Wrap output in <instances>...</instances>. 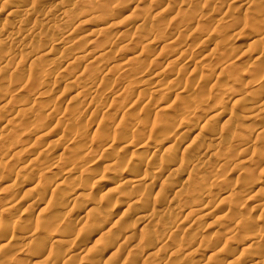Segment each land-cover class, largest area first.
I'll use <instances>...</instances> for the list:
<instances>
[{
  "label": "rangeland",
  "instance_id": "obj_1",
  "mask_svg": "<svg viewBox=\"0 0 264 264\" xmlns=\"http://www.w3.org/2000/svg\"><path fill=\"white\" fill-rule=\"evenodd\" d=\"M12 2L16 8H0L1 28L11 35L5 43L0 42V145L5 140L3 147L0 146V247L7 245L0 250V264H65L61 261L70 251L77 254L66 257L67 264H103L105 260H109V264H210L211 260L216 261L211 264H249L252 255L263 256L264 194H256V190L264 184V114L258 120L250 116L257 118L264 113V91L252 96L257 102L247 103L246 98L249 100L248 91L255 85L264 87V35L261 36L264 34V0ZM24 8L31 12L23 14ZM216 18L221 20L208 42L194 41L195 33L208 29L211 20ZM172 39L176 46L168 49L166 42ZM65 45L76 47H71L73 52L63 61L58 53ZM210 48L218 50L210 55L216 58L203 59ZM47 50L52 51L50 55L34 61L37 53ZM259 52L263 60L255 62ZM99 53L103 54L98 56L101 61L95 57ZM81 56H92L95 60L89 66L82 64ZM169 56H177L175 63L167 64ZM31 62L36 63L35 66ZM171 77L175 82L172 88L176 86L180 93L177 88L161 87L154 91L152 84L148 86L154 80L165 84ZM231 84L241 90L229 94L227 88ZM65 85L69 87L68 93L63 102L57 104L53 100ZM173 91H177L178 96ZM184 100L193 104L185 109L198 107L189 122L192 114L181 113ZM53 103L57 106L54 111L51 110ZM72 106L83 110L76 111ZM159 117L162 119L158 120ZM179 119L190 125L187 137L179 138L173 134L171 125L165 126V122L177 123ZM82 135L87 138L82 139ZM167 136L171 140L165 138ZM113 137L116 141L108 145L106 141ZM257 138L262 143L254 146ZM213 139L222 142L213 146ZM169 141L177 144L172 152L174 166L170 164L166 168L169 172L157 177L151 167L158 168L159 162L167 159L159 152L162 153ZM152 146H160V150L148 159L145 173L157 177L162 193H156L160 186L148 187V180L133 182L144 171L134 169L136 158L144 151L149 152ZM206 146L212 148L208 151ZM32 156L37 159L29 163ZM116 159L126 164L112 165ZM129 163L133 165L130 167ZM52 167L56 169L51 170ZM115 181L124 183L118 187L122 191L118 188L108 191L113 189L111 182ZM132 185L138 186L135 192L130 189ZM37 191L41 193L39 196ZM42 192L46 195L39 201ZM131 192L138 193L136 203L129 208L131 212H124L123 207L114 210L113 204L124 201ZM227 195L232 199L226 198ZM63 196L65 199L60 203ZM11 200L15 203L8 207L6 202ZM87 206L90 209L81 221H84L83 229L78 231L81 222L76 216L83 214ZM135 210L149 214L151 222L135 219ZM106 213L112 216V225L100 236L94 230V223ZM224 215L228 216L229 223L221 219ZM242 221L246 227L240 231L241 223H237ZM164 226L172 234L164 235L161 230ZM130 233L132 241L115 246L114 239ZM255 236L257 244L245 249ZM52 238L60 243H52ZM7 247L10 249H5Z\"/></svg>",
  "mask_w": 264,
  "mask_h": 264
},
{
  "label": "bare ground",
  "instance_id": "obj_2",
  "mask_svg": "<svg viewBox=\"0 0 264 264\" xmlns=\"http://www.w3.org/2000/svg\"><path fill=\"white\" fill-rule=\"evenodd\" d=\"M13 1H14V0H13ZM88 1H89V0H88ZM41 2H42V1H41ZM102 2H103V1H102ZM16 3H17V2H16ZM59 3H60V2H59ZM97 3H98V2H97ZM99 3H100V2H99ZM219 3H220V2H219ZM37 4H38V3H37ZM37 4H36V6H37ZM85 4H86V3H85ZM258 4H259V3H258ZM34 5H35V4H34ZM73 5H74V4H73ZM247 5H248V4H247ZM260 5H261V4H260ZM13 6H14V3L12 2V0H3V1L0 3V8H2V9L11 8V7H13ZM14 7H15V6H14ZM17 7H18V6H17ZM26 7H27V6H26ZM34 7H35V6H34ZM246 7H247V6H246ZM250 7H251V6H250ZM15 8H16V7H15ZM15 8H14V10H15ZM95 8H96V7H95ZM105 8H106V7H105ZM28 9H29V8H28ZM28 9H27V8H24L21 12H22L23 14H25V13L27 14V12L30 13L31 11H28ZM9 10H10V9H9ZM10 11H12V10H10ZM10 11H8V12H9L8 14H10ZM109 11H110V10H109ZM253 11H254V10H253ZM14 12H16V11H14ZM14 12H13V13H14ZM104 12H105V11H104ZM229 12H230V11H229ZM66 14H67V13H66ZM100 14H101V13H100ZM252 14H253V13H252ZM45 15H46V14H45ZM63 15H64V14H63ZM128 16H129V15H128ZM224 16H225V15H224ZM59 17H62V16H59ZM64 17H66V15H65ZM64 17H63V18H64ZM226 17H227V15H226ZM63 18H62V19H63ZM99 18H100V17H99ZM67 19H68V18H67ZM70 19H71V17H70ZM133 19H134V18H133ZM225 19H227V18H225ZM220 20H221V19H220ZM220 20H219V21H220ZM21 21H22V20H21ZM21 21H20V22H21ZM219 21H218L217 18L211 20V26H210L208 29H205V31H202V32L199 31V33L196 32V33H195L196 35H195V37L193 38V40L195 41V40L198 39L201 43H204V42L207 43V42H208V39L210 38V36L212 35V33H213L215 30L217 31V27H218V25H219ZM63 22H64V20H63ZM134 22H135V21H134ZM24 23H25V22H24ZM128 23H129V22H128ZM6 24H7V23H6ZM34 24H35V23H34ZM138 24H139V23H138ZM19 25H21V23H19ZM19 25H18L17 27H19ZM35 25H36V24H35ZM57 25H58V24H57ZM57 25L55 24V26H57ZM129 26H130V25H129ZM140 26H141V25H140ZM124 27H125V26H124ZM0 28H1V25H0ZM21 28H22V26H21ZM53 28L55 29V28H58V27H53ZM134 28H135V27H134ZM18 29H19V28H18ZM196 29H197V28H196ZM57 30H60V29L58 28ZM57 30H55V31H57ZM61 30H63V28H62ZM100 30H101V29H100ZM135 30H136V29H135ZM199 30H200V29H199ZM8 31H9V30H8ZM8 31H6V32H8ZM47 31H48V29H47ZM55 31H54V33H55ZM138 31H139V30H138ZM197 31H198V30H197ZM257 31H258V30H257ZM51 32H52V31H51ZM51 32H50V33H51ZM58 32H59V31H58ZM58 32H57V33H58ZM101 32H102V31H101ZM193 32H194V31H193ZM193 32H192V33H193ZM242 32H243V31H242ZM28 33H29V32H28ZM47 33H48V32H47ZM50 33H49V34H50ZM57 33H56V34H57ZM192 33H191V34H192ZM214 33H216V32H214ZM258 33H259V32H258ZM15 34H16V33H15ZM41 34H42V33H41ZM49 34H48V35H49ZM59 34H60V33H59ZM25 35H26V34H25ZM43 35H44V34H43ZM50 35H51V34H50ZM50 35H49V36H50ZM155 35H156V34H155ZM263 35H264V34H262L261 36H263ZM35 36H36V35H34L33 37H35ZM53 36H54V35L52 34V37H53ZM59 36H60V35H59ZM221 36H222V35H221ZM9 37H11V35H9V34H5L4 29L1 28V29H0V39H1V38H2V39H1L0 42H2V43L4 42V43H5L6 39H8ZM44 37H45V36H44ZM46 37H47V36H46ZM52 37H51V38H52ZM55 37H56V36H54V40L56 39ZM191 37H192V36H191ZM263 37H264V36H263ZM260 38H262V37H260ZM21 39H23V38H21ZM33 39L35 40V38H33ZM36 39H37V38H36ZM52 39H53V38H52ZM57 40L59 41V39H57ZM57 40H56V42H57ZM62 40H63V39H62ZM138 40H139V39H138ZM174 40H176V38H175ZM174 40L172 39V42H171V40H170L169 42H166V43H167V44H166V47H167L168 49H169V47H173V46H174V44L176 43V42L173 43ZM257 40H258V39H257ZM259 40H260V39H259ZM259 40H258V41H259ZM21 41H23V40H21ZM224 41H225V40H224ZM36 42H37V41H36ZM76 42H77V41H76ZM200 42H198V43H200ZM252 42H253V41H252ZM2 43H1V44H2ZM225 43H226V42H225ZM53 44H55V43H53ZM74 44H77V43H74ZM78 44H79V43H78ZM191 44H194V43H191ZM218 44H219V43H218ZM218 44H217V45H218ZM258 44H259V43H258ZM68 45H69V44H68ZM68 45H65V46L67 47ZM71 45H73V43H72ZM71 45H70V46H71ZM79 45H80V44H79ZM204 45H205V44H204ZM214 45H215V44H214ZM103 46H104V45H103ZM107 46H108V45H107ZM175 46H176V44H175ZM66 47L63 46V49H62V50H61V48H60L61 51H60V54L58 53V55H60L61 57H58V58H60V59L62 58V60H63L65 57L68 56L67 54H70L69 52L72 51V50H71V47H72V46H71L70 48H69V47L66 48ZM75 47H76V46H75ZM75 47H74V48H75ZM84 47H85V46H84ZM92 47H93V46H92ZM101 47H102V46H101ZM163 47H164V46H163ZM203 47H204V46H203ZM250 47H251V46H250ZM257 47H258V46H257ZM52 48H53V47H52ZM74 48L72 47V49H74ZM106 48H108V47H106ZM164 48H165V47H164ZM186 48H187V47H186ZM193 48H194V47H193ZM216 48H217V47H216ZM237 48H238V47H237ZM244 48H245V47H244ZM252 48H253V47H252ZM76 49H77V48H76ZM83 49H84V48H83ZM51 50H52V49H51ZM51 50H49V51L47 50L46 52L44 51L45 53L42 52L41 54H39L40 52L37 53V54L33 57V58H34V61H36V60H40L42 56L44 57V56H48V55H50V52H52ZM81 50H82V49H81ZM101 50H102V49H101ZM75 51H76V50H75ZM106 51H107V50H106ZM126 51H128V50H126ZM140 51H141V50H140ZM260 51H263V50H260ZM72 52H73V51H72ZM72 52H71V53H72ZM98 52H99V51H98ZM102 52H103V51H102ZM108 52H109V51H108ZM160 52H161V51H160ZM185 52H186V51H185ZM202 52H203V51H202ZM207 52H208V51H207ZM181 53H182V52H181ZM216 53H218V50H217V49H215V48H210V49H209V52L205 55L204 58H203V57H202V58H203V59H205L206 57H207V58H211V59H213L214 57L216 58V56H214V57H213V56H212V57L210 56V55H212V54H216ZM23 54H24V53H23ZM28 54H30V53L28 52ZM85 54H86V53H84V56H85ZM87 54H88V53H87ZM174 54H175V53H174ZM2 55H3V54H2ZM31 55H32V54H31ZM70 55H71V54H70ZM82 55H83V54H82ZM89 55H90V54H89ZM102 55H103V54H102ZM102 55H100V53H99V55L97 54V56H95V57H97V58L99 59L100 57H98V56H102ZM140 55H141V54H140ZM201 55H202V54H201ZM219 55H221V54L219 53ZM262 55H263L262 52H259L258 55H257V59L255 60V62L261 60V59H262ZM75 56H76V55H75ZM77 56H78V55H77ZM84 56H81V57H83V60H82L83 63H82V64H87V65H89L90 63L94 62V60H95L94 58H91L92 56H90V58H85L87 55H86L85 57H84ZM104 56H105V55H104ZM154 56H155V55H154ZM217 56H218V55H217ZM241 56H242V55H241ZM29 57H30V56H29ZM43 57H42V58H43ZM68 57H69V56H68ZM169 57H170V56H169ZM27 58H28V57H27ZM33 58H32V59H33ZM39 58H40V59H39ZM58 58H57V59H58ZM97 58H96V62H97ZM102 58H103V57H102ZM104 58H105V57H104ZM176 58H177V56H175V57H174V56L170 57V58L168 59L167 64H172V62L175 63ZM65 59H67V58H65ZM65 59H64V60H65ZM253 59H254V58H253ZM41 60H42V59H41ZM64 60H63V61H64ZM75 60H76V59H75ZM262 60H263V59H262ZM30 61H31V60H30ZM32 61H33V60H32ZM57 61H58V60H57ZM100 61H101V58H100ZM121 61H122V60H121ZM178 61H179V60H178ZM178 61H177V63H178ZM80 62H81V61H80ZM96 62H95V64H96ZM204 62H205V60H204ZM212 62H213V61H212ZM33 63H34V62H33ZM33 63L31 62V64H33ZM46 63H47V62H46ZM66 63H67V62H66ZM97 63H98V62H97ZM125 63H126V62H125ZM35 64H36V63H34V66H35ZM41 64H42V63H41ZM79 64H80V63H79ZM95 64H94V65H95ZM11 65H12V64H11ZM152 65H153V64H152ZM186 65H187V64H186ZM186 65H185V66H186ZM250 65H251V64H250ZM256 65H257V64H256ZM256 65H255V66H256ZM28 66H29V65H28ZM36 66H37V65H36ZM89 66H91V65H89ZM92 66H93V64H92ZM126 66H127V63H126ZM168 66H170V65H168ZM166 67H167V65H166ZM256 67H257V66H256ZM258 67H259V66H258ZM181 69H182V68H181ZM181 69L179 70V71H180V74H181ZM185 69H186V67H185ZM253 69H254V68H253ZM260 69H261V68H260ZM166 70H167V69H166ZM182 70H183V69H182ZM76 71H77V70H76ZM130 71H131V69H130ZM260 71H261V70H260ZM263 71H264V70H263ZM163 72H164V71H163ZM183 72H184V71H183ZM67 73H68V72H67ZM77 73H78V72H77ZM79 73H80V72H79ZM123 73H124V72H123ZM161 73H162V72H161ZM87 74H88V73H87ZM164 74H165V72H164ZM28 75H29V74H28ZM77 75H78V74H77ZM211 75H212V74H211ZM258 75H261V74H257V76H258ZM68 76H69V75H68ZM70 76H71V75H70ZM79 76H80V75H79ZM113 76H114V75H113ZM263 77H264V76H263ZM68 78H69V77H68ZM76 78H78V77H76ZM76 78H75V79H76ZM258 78H259V77H258ZM260 78H261V77H260ZM260 78H259V79H260ZM32 79H33V78H32ZM72 79H74V78H72ZM153 79H155V78H153ZM153 79H150V81L153 80ZM156 79H157V78H156ZM165 79H166V78H165ZM208 79H209V78H208ZM35 80H36V78H35ZM37 80H38V79H37ZM107 80H108V79H107ZM23 82H24V81H23ZM102 82H103V81H102ZM115 82H116V81H115ZM173 82H174V78L171 77L170 79L167 80V83L165 82V84H160V81L158 82V80H154V81H153L154 85H153V83L150 82V83H148V86H149V84H152L151 86L154 87V89H155L154 91H159L158 89H161V87H163L164 89H167V90H168L169 88H170L171 90H173L174 88H177L176 86L172 88V86H173L172 84L175 83V82H174V83H173ZM198 82H199V81H198ZM200 82H201V81H200ZM214 82H215V80H214ZM25 83H26V82H25ZM32 83H33V82H32ZM35 83H37V82H35ZM71 83H72V82H71ZM201 83H202V82H201ZM221 83H222V82H221ZM233 83H234V82H233ZM243 83H244V82H243ZM170 84H171V86H170ZM214 84H215V83H214ZM218 84H219V83H218ZM14 85H15V84H14ZM107 85H108V84H107ZM113 85H114V84H113ZM198 85H199V83H198ZM200 85H202V84H200ZM200 85H199V86H200ZM98 86H99V85H98ZM124 86H125V85H124ZM202 86H203V85H202ZM211 86H212V85H211ZM215 86H216V84H215ZM222 86H223V85H222ZM243 86H244V84H243ZM0 87H1V86H0ZM185 87H186V86H185ZM185 87H184V88H185ZM220 87H221V86H220ZM68 88H69V87L66 86V85L63 86L62 88H60V90L57 92V95L55 96V98H54L53 101H55V103H57V104H58V103L60 104L61 102H63V100H64V96L67 95V93H68ZM89 88H90V87H89ZM95 88H96V87H95ZM212 88H213V87H212ZM214 88H215V87H214ZM226 88H227V86H226ZM226 88H225V91H226ZM5 89H6V88H5ZM103 89H104V88H103ZM150 89H151V88H150ZM200 89H202V88H200ZM227 89L229 90V92L227 91L229 94H230L231 92H232V93H236V92H238V91L241 90L236 84H231V85H229ZM242 89H243V88H242ZM147 90H148V89H147ZM152 90H153V89H152ZM167 90H166V91H167ZM174 90H175V89H174ZM183 90H184V89H183ZM210 90H212V89L209 88V91H210ZM213 90H214V89H213ZM223 90H224V89H223ZM162 91H163V90H162ZM177 91H178V88H177ZM177 91H176V92L173 91V92H174L175 94L178 93V92H179V93L181 92V91H178V92H177ZM187 91H188V90H187ZM201 91H202V90H201ZM207 91H208V90H207ZM230 91H231V92H230ZM259 91H261V92L264 91V87H263L262 85H259V84H258V85H255L250 91H248V92H249V93H248V94H249V95H248V96H249V100H247V98H246L247 103H250L252 100H254L255 98H252V96H253L256 92H259ZM7 92H8V91H7ZM87 92H88V91H87ZM90 92H91V91H90ZM93 92H94V91H93ZM140 92H141V91H140ZM117 93H118V92H117ZM243 93H244V92H243ZM259 93H260V92H259ZM38 94H39V93H38ZM207 94H208V93H207ZM209 94H210V92H209ZM209 94H208V95H209ZM263 94H264V92H263ZM41 95H42V94H41ZM79 95H80V92H79ZM81 95H82V94H81ZM92 95H93V94H92ZM131 95H132V94H131ZM237 95H238V94H237ZM237 95H235V96H237ZM52 96H53V95H52ZM100 96H101V95H100ZM176 96H178V95L176 94ZM190 96H191V95H190ZM209 96H211V95H209ZM233 96H234V95H233ZM233 96H232V98H233ZM81 97H82V96H81ZM89 97H90V96H89ZM239 97H240V96H239ZM258 97H259V96H258ZM258 97H257V98H258ZM261 97H262V96H261ZM174 98H175V97H174ZM202 98H203V97H202ZM209 98H210V97H209ZM241 98H243V97H241ZM97 99H98V98H97ZM243 99H244V98H243ZM260 99H261V98H260ZM49 100H50V99H49ZM102 100H103V99H102ZM181 100H182V99H181ZM240 100H241V99H240ZM256 100H257V99H256ZM256 100H254V101H256ZM97 101H98V100H97ZM184 101H185V100H184ZM189 101H190V100H189ZM207 101H208V100H207ZM236 101L239 102V100H236ZM244 101H245V100H244ZM47 102H48V101H47ZM171 102H172V101H171ZM185 102H186V101H185ZM185 102H184V104H183V102H182L183 105H181V106H184V107L181 109V110H182L181 113H182L183 115H184V114L189 115V113H190V115L192 114L191 118L188 119V122H189V121H191V119H192L193 116L195 115V114L193 115V113L195 112V110H198V107H197L196 109L193 110V109L190 108V106H193V104H192V105L190 104L191 101L189 102V104H188V102H186V103H185ZM230 102H231V101H230ZM233 102L236 103V102H235V99H234ZM256 102H257V101H256ZM260 102H261V101H260ZM225 103H226V102H225ZM231 103H232V102H231ZM234 103H233V104H234ZM258 103H259V102H258ZM261 103H262V102H261ZM261 103H260V104H261ZM155 104H156V103H155ZM260 104H259V105H260ZM3 105H4V104H3ZM188 105H190V106H189L188 108L185 109V107L188 106ZM235 105H236V104H235ZM237 105H238V104H237ZM259 105H257V106H259ZM262 105H264V102L262 103ZM262 105H261V106H262ZM69 106H70V105H69ZM181 106H180V107H181ZM238 106H239V105H238ZM240 106H241V104H240ZM253 106H254V105H253ZM30 107H31V106H30ZM56 107H57V106H55V104L53 103V106H52V109H51V110L54 111L53 109H55ZM59 107H60V105H59ZM72 107H73V106H72ZM78 107H79V106H78ZM160 107H162V106H160ZM160 107H159V108H160ZM263 107H264V106H262V108H263ZM64 108H65V107H64ZM69 108H70V107H69ZM73 108H74V107H73ZM75 108H76V107H75ZM75 108H74V109H75ZM156 108H157V107H156ZM192 108H193V107H192ZM262 108H261V109H262ZM56 109H57V108H56ZM86 109H87V108H86ZM86 109H84V110H86ZM167 109H169V108H167ZM24 110H25V109H24ZM51 110H50V112H52ZM63 110H64V109H63ZM70 110H71V109H70ZM75 110H76V109H75ZM80 110L82 111L83 109L77 108L76 111L81 112ZM19 111H20V110H19ZM25 111H26V110H25ZM86 111H87V110H86ZM163 112H164V111H163ZM18 113H19V112H18ZM21 113H22V112H21ZM28 113H29V112H28ZM72 113H73V112H72ZM137 113H138V112H137ZM157 113H158V112H157ZM160 113H161V112H160ZM217 113H218V111H217ZM217 113H216V114H217ZM262 114H264V113L261 112L257 118H254L253 116H250V115H249V116H250V118H252V119H254V120H258V119L261 117ZM187 115H186V116H187ZM190 115H189V116H190ZM75 116H76V115H75ZM137 117H138V116H137ZM166 117H167V115H166ZM175 117H177V116H175ZM263 117H264V116H263ZM177 118H178V117H177ZM211 118H213V117H211ZM214 118H215V117H214ZM243 118H244V117H243ZM94 119H95V118H94ZM159 119H162V118L159 117L158 120H159ZM207 119H208V118H207ZM260 119H261V118H260ZM164 120H165V119H164ZM164 120H163V124H164V122H165ZM175 121H176V120H175ZM179 121H180V119H179ZM251 121H252V120H251ZM56 122H57V121H56ZM103 122H104V121H103ZM171 122H172V123H171ZM171 122H170L171 124H168V123L165 122V126H166V125H171V126H169V127H171V129H172L174 135H177V136H179V138H180V137H182V136L185 137V136L189 133V127H190V125L188 124V122L185 121V123H183L184 120H183V121H180V122H177V123H176V122L173 123V121H171ZM157 123H159V121H158ZM157 123H156V126H157ZM106 124H107V123H106ZM163 124H162V125H163ZM107 125H108V124H107ZM162 125H160V126H162ZM21 126H22V125H21ZM154 126H155V125H154ZM152 127H153V126H152ZM192 127H193V126H192ZM253 127H254V126H253ZM102 128H103V127H102ZM164 128H165V127H164ZM167 129H168V128H167ZM171 129H170V130H171ZM105 130H106V129H105ZM152 130H154V127L152 128ZM116 131H117V130H116ZM9 132H10V131H9ZM11 132H13V131H11ZM132 132L134 133V132H136V130L134 131V129H132ZM219 132H220V131H219ZM259 132H260V131H259ZM139 133H140V132H139ZM139 133H138V134H139ZM141 133H142V132H141ZM196 133H197V132H196ZM250 133H251V132H250ZM12 134H13V133H12ZM149 134H150V133H149ZM167 134H169V133H167ZM245 134H246V133H245ZM259 134H260V133H258V136H259ZM6 135H7V134H6ZM151 135H152V134H151ZM0 136H1V135H0ZM3 136H4V134H3ZM7 136H8V138H10V141H11V137H9V135H7ZM7 136H6V138H7ZM82 136H83V135H82ZM157 136H158V135H157ZM168 136H169V135H168ZM168 136L165 137V138L169 139ZM226 136H227V135H226ZM263 136H264V134H263ZM148 137H150V136H148ZM170 137H172V136H170ZM186 137H187V136H186ZM83 138H87V137L84 135V136L82 137V139H83ZM177 138H178V137H177ZM179 138H178V139H179ZM215 138H216V136H215ZM219 138H220V137H219ZM221 138H222V137H221ZM255 138H256V137H255ZM255 138H254V139H255ZM1 139H5V138L2 137ZM116 139H117V138H114V137H113V138H111L109 141L107 140L106 142H109L108 145H109V144L113 145L114 142L116 141ZM120 139H121V138H120ZM162 139H163V138H162ZM167 139H166V140H167ZM172 139H174V136H173ZM186 139H187V138H186ZM230 139H231V138H230ZM233 139H234V138H233ZM233 139H232V140H233ZM260 139H261V137H260ZM260 139L258 140V138H257V140H256L255 143H254V146H257V145H258V143L260 142ZM6 140H7V139H6ZM93 140H94V139H93ZM163 140H164V139H163ZM163 140H162V141H163ZM169 140H171V139H169ZM232 140H231V141H232ZM236 140H237V139L235 138V142H236ZM4 141H5V140H4ZM4 141L2 140L1 143L3 144ZM85 141H86V140H85ZM85 141H84V142H85ZM99 141H100V140H99ZM145 141H146V140H145ZM148 141H149V140H148ZM160 141H161V140H160ZM174 141H175V140H174ZM209 141H210V140H209ZM211 141H212L211 144H212L213 146H217V145H219V144L222 142L221 139H213V140H211ZM211 141H210V142H211ZM225 141H226V140H225ZM128 142H129V141H128ZM151 142H152V141H151ZM167 142H168V141H167ZM167 142H166V146H164V147L162 148L163 151L161 150L162 153L159 152V155H162V154H163L164 157L167 158V159H166V160L163 159V160H162V161H163L162 164H161L162 161H160L159 163H160L161 166H157L158 168H156V166H154L155 168L152 166V167H153V168H152L151 165H150L151 169L154 170V171H153V172H154V175H155V176L157 175V177L163 175L165 172H166V174H167L169 171H167L168 169L166 170V168H169V167H170L169 165L172 164V162H173V160H174L173 157H172V156H173V153H172V152H174V150H176L175 147L177 146V144H176L175 142H173V141H172V142L169 141L170 143H167ZM233 142H234V141H233ZM86 143H87V142H86ZM146 143H147V142H146ZM163 143H164V142H163ZM260 143H262V141H261ZM2 144L0 145L1 147H3ZM4 144H5V143H4ZM126 144H127V143H126ZM141 144H142V143H141ZM157 144H159V143H157ZM161 144H162V143H160V145H161ZM211 144H210V145H211ZM263 144H264V142H263ZM48 145H49V144H48ZM101 145H102V144H101ZM132 145H133V144H132ZM144 145H145V144H144ZM155 145H156V144H155ZM178 145H179V144H178ZM259 145H260V144H259ZM150 146H151V145H150ZM89 147H90V146H89ZM108 147H109V146H108ZM178 147H179V146H178ZM206 147H207V146H206ZM206 147H205V148H206ZM109 148H110V147H109ZM211 148H212V147H211ZM211 148H210V147H207V150L209 151V149H211ZM253 148H254V147H253ZM80 149H81V146H80ZM88 149H89V148H88ZM159 150H160V146H155V147L152 146V147L149 148V152H148V151H147V152L144 151L142 154H141V153H140L139 155L137 154V155H138V158H136L137 161L135 162V164H134V161H135V160L133 161V164H134V165L129 163V164H130V167L133 165V166H134V169L136 170V172H140V170H141L142 168L144 169V171H142V173H140V175L138 176V178H134V179H136L135 181H134L133 179H131V180H129V182H132V180H133L134 183H144V181L148 180V183H147L148 187H151V188L154 189L156 186H157V188L160 186L159 190H157L156 193H158L159 191L162 190V189H161V185H162L161 182L159 181V183H157L158 181H156L157 177H155L153 174H151V175H153V176H151V175H147L148 173H147V174L145 173V170H146L147 166L149 165L148 159L151 158V157H154L155 154L158 153ZM186 150H187V149H186ZM94 151H96V150H94ZM118 151H119V150H118ZM183 151H184V150H183ZM211 151H212V150H211ZM224 151H225V150H224ZM233 151H234V149H233ZM14 152H15V151H14ZM205 152H206V151H205ZM219 152H220V151H219ZM241 152H242V151H241ZM39 153H40V152H39ZM116 153H117V152H116ZM40 154H41V153H40ZM1 155H2V154H1ZM88 155H89V154H88ZM121 155H122V154H121ZM159 155H158V156H159ZM225 155H226V153H225ZM233 155H234V154H233ZM236 155H237V154H236ZM27 156H28V155H27ZM180 156H181V155H180ZM182 156H183V155H182ZM259 156H260V155H259ZM37 157H38V156H37ZM234 157H235V156H234ZM239 157H240V156H239ZM45 158H46V157H45ZM160 158H161V156H160ZM162 158H163V156H162ZM183 158H184V157H183ZM207 158H208V157H207ZM260 158H261V157H260ZM36 159H37V158H36L35 156H32V157L29 159L28 162H29V163H30V162L32 163V162L35 161ZM97 159H98V158H97ZM189 159H190V158H189ZM197 159H198V158H197ZM197 159H195V160H196V161H199V160H197ZM199 159H200V158H199ZM79 160H80V159H79ZM94 160H95V159H94ZM155 160H156V159H155ZM178 160H179V159H178ZM183 160H184V159H183ZM46 161H47V160H46ZM180 161H181V160H180ZM224 161H225V160H224ZM15 162H16V161H15ZM129 162H132V161H129ZM176 162H177V161H176ZM187 162H188V161H187ZM237 162H238V161H237ZM71 163H72V162H71ZM124 163H125V162H124ZM124 163H123V164H124ZM146 163H148L147 166H146ZM188 163H189V162H188ZM225 163H226V162H225ZM0 164H1V163H0ZM14 164H15V163H14ZM119 164H122V163H120L118 159H116V160L113 161V163H112V165H119ZM123 164H122V165H123ZM125 164H126V163H125ZM174 164H175V161H174ZM191 164H192V163H191ZM3 165H4V164H3ZM3 165H2V166H3ZM6 165H7V164H6ZM6 165H5V166H6ZM34 165H35V164H34ZM78 165H79V164H78ZM85 165H86V164H85ZM127 165H128V164H127ZM127 165H126V167H127ZM172 165H173V164H172ZM172 165H171V166H172ZM179 165H180V164H179ZM192 165H193V164H192ZM194 165H195V164H194ZM194 165H193V167H194ZM196 165H197V164H196ZM218 165H219V164H218ZM0 166H1V165H0ZM28 166H29V165H28ZM38 166H39V165H38ZM120 166H121V165H120ZM173 166H174V165H173ZM198 166H199V165H198ZM220 166H221V164H220ZM47 167H48V166H47ZM47 167H46L45 169H47ZM76 167H77V166H76ZM150 167H149V169H150ZM238 167H239V166H238ZM240 167H241V166H240ZM4 168H5V169H6V168L8 169V165H7V167H4ZM20 168H21V167H20ZM40 168H41V167H40ZM40 168H39V169H40ZM105 168H106V167H105ZM172 168H173V167H172ZM177 168H178V167H177ZM235 168H237V167H235ZM5 169H3V170H5ZM7 169L5 170L6 172H7ZM34 169H35V168H34ZM41 169H42V168H41ZM55 169H56V168H53V167H52L51 170H55ZM68 169H69V168H68ZM80 169H81V168H80ZM131 169H133V168H131ZM151 169H150V170H151ZM173 169H174V168H173ZM173 169H172V170H173ZM219 169H220V168H219ZM76 170H78V169H76ZM172 170H170V171H172ZM191 170H192V169H191ZM191 170H190V171H191ZM8 171H9V170H8ZM23 171H24V170H23ZM175 171H176V170H174V172H175ZM186 171H187V170H186ZM89 172H90V171H89ZM108 172H109V171H108ZM133 172H134V171H133ZM147 172H148V171H147ZM153 172H151V173H153ZM176 172H178V171H176ZM180 172H181V171H180ZM178 173H179V172H178ZM178 173H175V175L178 174ZM136 174H137V173H136ZM172 174H173V173H172ZM172 174H171V175H172ZM22 175H23V174H22ZM42 175H43V174H42ZM79 175H80V174H79ZM173 175H174V174H173ZM178 175H179V174H178ZM101 176H102V175H101ZM134 176H135V175H134ZM134 176H133V177H134ZM148 176H151V177H148ZM189 176H190V175H189ZM103 177H104V176H103ZM197 177H198V176H197ZM197 177H196V178H197ZM77 179H78V178H77ZM167 179H168V178H167ZM14 180H15V179H14ZM257 180H258V179H257ZM199 181H200V180H199ZM199 181H198V184H199ZM201 181H202V180H201ZM201 181H200V184L202 183ZM70 182H71V181H70ZM121 182H122V180H121ZM123 182H124V181H123ZM146 182H147V181H146ZM62 183H63V182H62ZM62 183H61V184H62ZM134 183H133V184H134ZM188 183H189V182H188ZM259 183H260V182H259ZM33 184H34V183H33ZM111 184H112L113 189H111V190L108 189V191H111V192H112V190H115V188H116V189H117L118 187L121 188V184H122V183H120V181H115V182H111ZM131 184H132V183H131ZM145 184H146V183H145ZM145 184H144V185H145ZM158 184H159V185H158ZM36 185H37V184H36ZM62 185H63V184H62ZM122 185H124V183H123ZM128 185H129V184H128ZM137 185H138V184H137ZM254 185H255V184H254ZM43 186H45V185H42V187H43ZM46 186H47V185H46ZM74 186H75V185H74ZM125 186H126V185H125ZM125 186H124V187H125ZM132 186H133V185H132ZM138 186H140V184H139ZM138 186L135 185V187L133 186L132 188H130L131 186H129V188H130L132 191L134 190V192H135V189L138 188ZM202 186H203V185H202ZM21 187H22V186H21ZM39 187H40V185H39ZM55 187H56V186H55ZM67 187H68V186H67ZM122 187H123V186H122ZM126 187H127V186H126ZM143 187H144V186H143ZM206 187H207V186H206ZM35 188L37 189V187H35ZM40 188H41V187H40ZM40 188H39V189H40ZM145 188H146V185H145ZM151 188H150V189H151ZM39 189H38V190H39ZM41 189H43V188H41ZM74 189H75V187H74ZM77 189H78V188H77ZM81 189H82V188H81ZM143 189H144V188H143ZM199 189H201V188H199ZM203 189H206V188L204 187ZM44 190H45V188H44ZM48 190H49V189H48ZM118 190H119V192L122 191V190H120L119 188H118ZM146 190H147V188H146ZM146 190H145V192H146ZM148 190H149V188H148ZM46 191H47V190H46ZM183 191H184V190H183ZM204 191H205V190H204ZM206 191H209V189H208V190L206 189ZM257 191H258V192H257ZM37 192H38V191H37ZM116 192H117V191H116ZM150 192H151V191H150ZM162 192H163V191H161V193H162ZM175 192H176V191H175ZM181 192H182V191H181ZM196 192H197V191H196ZM209 192H210V191H209ZM209 192H207V193H209ZM254 192H255V191H254ZM46 193H47V192H46ZM58 193H59V192H58ZM70 193H71V192H70ZM79 193H80V192H79ZM79 193H78V194H79ZM105 193H106V192H105ZM108 193H109V192H108ZM128 193H129V192H128ZM177 193H178V196H177L176 194H175V195H176L177 197H179V195H180V194H179L180 191H178ZM257 193H260L261 195L264 194V184H263V185L261 184V186L256 190V194H257ZM39 194H41V193L38 192L37 195L39 196ZM74 194H75V193H74ZM88 194H89V193H88ZM181 194H182V193H181ZM209 194H210V193H209ZM211 194H212V193H211ZM229 194H230V193H229ZM45 195H46V194L42 192V198H41V199L39 198V201H41V200L43 201V199L45 198V197L43 198V196H45ZM159 195H160V194H159ZM163 195H164V194H163ZM205 195H206V193H205ZM120 196H121V195H120ZM127 196H128V195H127ZM136 196H138V193L135 195V193L133 194V192H131V194H129V196L126 197L124 201H122V202L120 201L119 203H115V205L113 204V209L115 210V209H117V208L123 207V209H124L123 211H124V212L128 211L129 208H130L131 206L134 205L133 203H136V201H137V200L135 199ZM229 196H230V195H229ZM229 196L227 195L226 198H230ZM255 196H256V195H255ZM259 196H260V195H259ZM40 197H41V196H40ZM64 197H65V196H63L62 198H60L59 201H60L61 199H63ZM74 197H75V196H74ZM90 197H91V196H90ZM141 197H142V196H141ZM203 197H204V196H203ZM260 197L262 198V196H260ZM69 198H70V197H69ZM174 198H175V197H174ZM196 198H198V197L196 196ZM199 198H200V197H199ZM64 199H65V198H64ZM64 199H63V200H64ZM73 199H74V198H73ZM137 199H138V198H137ZM176 199H177V198H176ZM179 199H181V198H179ZM184 199H185V198H184ZM191 199H192V198H191ZM223 199H224V198H223ZM230 199H232V197H231ZM263 199H264V198H263ZM14 201H15V200H11V201H9V202H6V203H7V206H8V207H9V206H12V205L15 203ZM61 201H62V200H61ZM61 201H60V203H61ZM128 201H130V202H128ZM138 201H139V200H138ZM178 201H179V200H178ZM192 201H194V200L192 199ZM262 201H263V200H262ZM13 202H14V203H13ZM65 202H67V201H65ZM100 202H101V201H100ZM100 202H98V204H99ZM116 202H117V201H116ZM158 202H159V201H158ZM231 202H232V201H231ZM40 203H41V202H39V204H40ZM101 203H102V202H101ZM180 204H181V203H180ZM232 204H233V203H232ZM259 204H260V203H259ZM40 205H41V204H40ZM72 205H73V204H72ZM96 205H97V204H96ZM207 205H208V204H207ZM216 205H217V204H216ZM260 205H261V204H260ZM260 205H259V206H260ZM20 206H21V205H20ZM51 206H52V205H51ZM58 206H59V204H58ZM60 206H61V205H60ZM210 206H211V205H210ZM5 207H6V206H5ZM8 207H7V208H8ZM98 207H99V206H98ZM147 207H148V206H147ZM202 207H203V206H202ZM254 207H255V206H254ZM10 208H11V207H10ZM93 208H94V207H92V211H93ZM107 208H108V207H107ZM200 208H201V207H200ZM200 208H199V209H200ZM204 208L206 209V207H203V209H204ZM208 208H209V206H208ZM69 209H70V207H69ZM89 209H90L89 206H87V207L85 208V211H84L83 214L80 215V213H79V214L76 216V217H77V221L81 222L82 219H84L85 216L87 215V213L89 212ZM130 209H131V208H130ZM193 209H194V208H193ZM65 210H66V209H65ZM109 210H110V209H109ZM155 210H156V209H155ZM212 210H213V209H212ZM81 211H82V210H81ZM90 211H91V210H90ZM97 211H98V210H97ZM104 211H105V210H104ZM106 211H107V210H106ZM129 211H130V210H129ZM129 211H128V212H129ZM138 211H139V210H138ZM206 211L208 212V211H210V210H206ZM66 212H67V211H66ZM93 212H94V211H93ZM130 212H131V211H130ZM141 212H142V211H141ZM81 213H82V212H81ZM90 213H92V212H90ZM97 213H98V212H97ZM102 213H103V212H102ZM107 213H109V212H107ZM107 213H106L105 215L103 214V216H101V215L99 214V215L101 216V217H100L101 219L99 218V220H97V221L94 223V228H95L94 230H95V232L98 233L100 236L103 235V234L107 231V229L109 228L110 225H112V224H110V222H111V217H112V216H110V215L107 214ZM232 213H233V212H232ZM110 214H111V213H110ZM114 214H115V213H114ZM147 214H148V213H147ZM222 214H223V213H222ZM91 215H92V214H91ZM115 215H116V214H115ZM133 215H134L135 219H138V221H139V220H143V221H148V222L150 221V222H151V220H152V219H150L151 216H149V214L146 215V214H144V213H138L136 210H135V212L133 213ZM234 215H235V214H234ZM35 216H36V215H35ZM94 216H95V214H94ZM226 216H227V215H226ZM226 216H225V215L222 216L221 219L223 220V222H227V223H229L230 221H229V219L227 218L228 216H227V217H226ZM60 217H61V216H60ZM88 217H89V216H88ZM41 219H42V218H41ZM158 219H159V218H158ZM94 220H95V218H94ZM117 220H118V219H117ZM258 220H259V219H258ZM39 221H40V220H39ZM50 221H51V220H50ZM50 221H49V223H50ZM250 221H251V220H250ZM83 222H84V221H83ZM83 222L79 223L78 231L81 230V228L83 227V224H82ZM45 223H46V222H45ZM53 223H54V222H53ZM77 223H78V222H77ZM114 223H116V222H114ZM169 223H170V222H169ZM240 223H241V225H240V228H238V229H240V231H241V229H242V230H245L246 225L244 226V224H242L243 221L237 223V225L240 224ZM46 224H47V223H46ZM51 224H52V223H51ZM85 224H86V223H85ZM167 224H168V223H167ZM177 224H178V223H177ZM177 224H176V225H177ZM47 225H48V224H47ZM118 225H119V224H118ZM136 225H137V224H136ZM237 225H236V226H237ZM7 226H8V225H7ZM38 226H39V225H38ZM252 226H253V228H254L255 225H251V227H252ZM257 226H258V225H257ZM62 227H63V226H62ZM86 227H87V226H86ZM146 227H147V226H146ZM182 227H183V226H182ZM255 227H256V226H255ZM259 227H260V226H259ZM10 228H11V227H10ZM63 228H64V227H63ZM84 228H85V227H84ZM90 228H91V227H90ZM92 228H93V226H92ZM233 228H235V227H233ZM248 228H249V227H248ZM253 228H252V229H253ZM70 229H71V227H70ZM82 229H83V228H82ZM87 229H88V228H87ZM158 229H159V228H158ZM171 229H173V228H171ZM238 229H236V230H238ZM252 229H251V230H252ZM7 230H8V228H7ZM71 230H72V229H71ZM161 230H162V233H163L164 235H165V234H169V235H170V233H171L170 230H169V228H168V227H165V226L162 227ZM226 230H227V229H226ZM236 230H235V233H236ZM246 230H247V228H246ZM257 230H258V228H257ZM263 230H264V229H263ZM27 231H28V230H27ZM228 231H229V230H228ZM233 231H234V230H233ZM58 232H59V231H58ZM80 232H81V231H80ZM80 232H79V234H80ZM95 232H94V234H95ZM126 233H127V232H126ZM128 233H129V232H128ZM233 233H234V232H233ZM249 233H250V232H249ZM84 234H85V233H84ZM108 234H109V233H108ZM121 234H122V233H121ZM123 234H124V233H123ZM141 234H142V233H141ZM145 234H146V233H145ZM171 234H172V233H171ZM105 235H106V234H105ZM132 235H133V234L130 233V234L125 235L126 237L123 236V237H122L123 239H122V238H121V239H114V244H115V246H119V247H120V244L123 245L124 242H126V241H132V240H133V239H132V237H133ZM150 235H151V234H150ZM215 235H216V234H215ZM247 235H248V234H247ZM118 236H119V235H118ZM250 236H251V235H250ZM75 237H76V236H75ZM124 237H125V238H124ZM251 237H252V236H251ZM256 237H257V236H255L254 239H252L250 242H248L249 244H248V246L245 247V249H250V248H252L253 246H255V245L257 244V239H258V237H257V239H256ZM57 238L59 239V237H57ZM61 238H62V237H61ZM141 238H142V237H141ZM168 238H169V237H168ZM214 238H215V237H214ZM252 238H253V237H252ZM10 239H11V238H10ZM36 239H37V238H36ZM69 239H70V238H69ZM170 239H171V238H170ZM204 239H205V238H204ZM52 240H53V241H52ZM52 240H51V241H52V243H54V244H57V243L59 242V240H57L56 238H52ZM75 240H76V239H75ZM106 240H107V239H106ZM237 240H238V239H237ZM31 241H32V240H31ZM104 241H105V240H104ZM61 242L64 243L63 240H61ZM105 242H106V241H105ZM143 242H144V241H143ZM174 242H175V241H174ZM59 243H60V242H59ZM65 243H66V242H65ZM122 243H123V244H122ZM177 243H178V242H177ZM261 243H262V242H261ZM125 244H127V243H125ZM125 244H124V245H125ZM188 244H189V243H188ZM207 244H208V243H207ZM4 245H5V244L1 245L0 250H1V248H2ZM63 245H64V244H63ZM213 245H214V244H213ZM213 245H212V246H213ZM5 246H7V245H5ZM5 246H4V247H5ZM107 246H108V245H107ZM111 246H112V245H111ZM207 246H208V245H207ZM4 247H3V248H4ZM100 247H101V246H100ZM105 247H106V246H105ZM199 247H200V246H199ZM48 248H49V247H48ZM67 248H68V247H67ZM71 248H72V247H71ZM102 248H103V247H102ZM110 248H111V247H110ZM188 248H189V247H188ZM190 248H191V247H190ZM213 248H214V247H213ZM215 248H216V247H215ZM5 249L9 250L10 248L8 249V247H7V248H5ZM120 249H121V248H120ZM217 249H218V248H217ZM63 250H64V249H63ZM87 250H88V249H87ZM221 250H222V249H221ZM256 250H257V249H256ZM52 251H54V250H52ZM214 251H215V250H214ZM226 251H227V250H226ZM235 251H236V250H235ZM249 251H250V250H249ZM89 252H90V251H89ZM212 252H213V251H212ZM246 252H247V251H246ZM246 252H245V253H246ZM46 253H47V251H46ZM65 253H66V252H65ZM87 253H88V252H87ZM188 253H189V252H188ZM8 254H9V253H8ZM76 254H77V253H75V251H73V252H72V251L68 252L67 254L64 255V259H62L61 262L67 264V263H68L67 261H69V260H67L68 256L70 255L71 258H72V256H74V255H76ZM112 254H113V253H112ZM193 254H194V253H193ZM211 254H212V253H211ZM222 254H223V253H222ZM233 254H234V253H232V255H233ZM251 254H252V253H251ZM258 254H259V253H258ZM55 255H56V253H55ZM87 255H88V254H87ZM189 255H190V254H189ZM227 255H228V254H227ZM232 255H231V256H232ZM239 255H240V254H239ZM31 256H32V255H31ZM52 256H53V255H52ZM209 256H210V254H209ZM209 256H208V257H209ZM212 256H213V255H212ZM236 256L238 257V255H236ZM236 256H235V258H237ZM248 256H249V255H248ZM3 257H4V256H3ZM66 257H67V258H66ZM226 257H227V256H226ZM240 257H241V256H240ZM50 258H51V257H50ZM71 258H70V259H71ZM209 258H210V257H209ZM65 259H66V260H65ZM68 259H69V258H68ZM157 259H158V258H157ZM211 259H213V258L211 257L210 260H211ZM215 259H216V258H215ZM239 259H240V258H239ZM249 259H250V263H249V264H264V255H263V256H262V255H261V256H260V255H258V256H256V255H252ZM91 260H92V259H91ZM169 260H170V259H169ZM169 260H168V261H169ZM217 260H218V259H217ZM2 261H3V260H2ZM71 261H73V260H71ZM83 261H84V260H83ZM88 261H89V260H88ZM171 261H172V260H171ZM180 261H181V260H180ZM206 261H207V260H206ZM212 261L214 262V260H211V262H212ZM248 261H249V260H248ZM89 262H90V261H89ZM102 262H103V264H109V263H110L109 260H105V261H102ZM177 262H178V261H177ZM195 262H196V261H195ZM209 262H210V261H209ZM211 262H210V264H211ZM215 262H216V261H215ZM215 262H214V263H215ZM166 263L168 264L169 262H166ZM172 263H173V262H171V264H172ZM5 264H6V263H5ZM169 264H170V263H169ZM176 264H177V263H176ZM219 264H220V263H219ZM231 264H233V263H231Z\"/></svg>",
  "mask_w": 264,
  "mask_h": 264
}]
</instances>
